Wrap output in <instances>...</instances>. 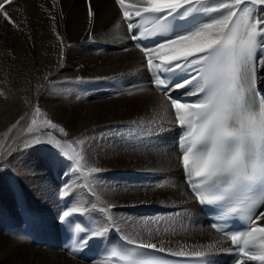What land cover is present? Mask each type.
I'll use <instances>...</instances> for the list:
<instances>
[{"label":"bare ground","instance_id":"bare-ground-1","mask_svg":"<svg viewBox=\"0 0 264 264\" xmlns=\"http://www.w3.org/2000/svg\"><path fill=\"white\" fill-rule=\"evenodd\" d=\"M90 3L95 13L91 26L89 0H14L6 5L18 27L13 28L0 15V153L29 139L26 129L38 104L46 113L38 120L51 119L70 137L82 133L95 137L92 160L103 171L90 178L88 164L83 163L77 173L82 177L81 186L70 193L80 194L77 202L87 207L93 222L106 215L100 208L112 203L122 236L127 233L155 242L162 239L163 246L172 251H194L207 244L224 248L225 241L210 230L201 211L194 218L186 212L187 208H199L183 195L186 187L182 169L177 166L176 125L167 123L168 130L159 136L143 134L144 122L167 117V107L153 103L163 98L155 92L118 95L135 91L128 85L148 88L149 75L146 67H140L143 54L126 38L115 0ZM126 3L139 8L144 0ZM89 34L94 39L90 40ZM94 42L108 44L111 49L100 52L93 47ZM125 46L128 51H122ZM78 77L84 80L78 81ZM180 90L188 93L191 88ZM18 120L20 123L12 128ZM45 131L66 139L58 129ZM66 150L72 152L71 148ZM11 159L12 165L0 170V264H106L82 263L60 250L55 219L60 213L57 194L51 187L44 190L39 177L17 172L21 166L45 168L42 154L34 149L21 150ZM165 179L175 187H154ZM43 180L49 186H59L52 170H46ZM21 193L22 208L45 221L44 227L32 228L31 237L24 234L18 216ZM89 199L94 204H88ZM261 223L264 225V221ZM20 235L25 238L17 239Z\"/></svg>","mask_w":264,"mask_h":264},{"label":"snow or ice","instance_id":"snow-or-ice-1","mask_svg":"<svg viewBox=\"0 0 264 264\" xmlns=\"http://www.w3.org/2000/svg\"><path fill=\"white\" fill-rule=\"evenodd\" d=\"M13 3L14 0H0V15L17 28L6 9V5ZM115 4L127 24L126 38L134 41L133 46L143 54L144 63L140 67H146L150 74L148 88L128 85L135 91L118 95L155 92L163 98L153 103L166 106L167 117L144 122L143 134L159 136L168 130L167 123L180 128L177 166L183 170L182 179L190 189V192L185 189L183 195L200 206L199 209L187 208L186 212L193 218L198 211L214 214L213 229L234 246L224 249L207 244L199 250L172 251L163 246L162 239L155 242L152 238L137 239L124 233L127 245H134L137 250L127 254L130 264H166L164 257L157 253L198 258L193 264H214L208 257L221 251L238 253L233 264L247 261L264 264V226L258 224L264 221V0H144L143 7L139 8L127 4L126 0H115ZM87 15L91 26L95 13L90 0ZM144 20L152 22V31L142 30ZM134 28L138 31H133ZM57 39H61L59 34ZM89 39L94 37L89 34ZM142 39L149 42L142 44ZM128 50L127 46L122 49ZM64 58L62 43L61 60ZM77 80L82 82L84 78ZM188 87L191 88L188 95L199 97L195 102H182L172 95ZM37 117H46L38 104L26 129L29 139L0 153V170L12 165L11 158L16 152L39 151L45 168L21 166L17 172L22 171L34 179L39 177L44 190L51 187L59 197L62 210L55 219L66 237L64 251L81 258L80 254L96 241L106 240L111 246L112 233L119 228L112 212L116 205H103L100 211L106 215L93 222L91 217L82 219L88 209L77 202L80 194L70 195L73 188L81 186L82 177L77 173L83 163L88 164L90 178L103 171L92 160L95 137L92 133L70 137L63 126L49 118L38 120ZM46 129H58L66 139L61 140ZM66 148H71L72 152ZM46 170L55 171L64 182L58 187L49 186L43 180ZM168 185L175 187L167 179L158 181L154 187ZM66 199H71L70 206L65 204ZM23 204L21 193L18 206L23 207ZM88 204L94 201L89 199ZM25 215L26 228L45 226L43 217L38 214L26 212ZM237 220L246 226H237ZM24 238L23 235L17 237ZM105 251L113 257L125 255L113 247Z\"/></svg>","mask_w":264,"mask_h":264},{"label":"rangeland","instance_id":"rangeland-1","mask_svg":"<svg viewBox=\"0 0 264 264\" xmlns=\"http://www.w3.org/2000/svg\"><path fill=\"white\" fill-rule=\"evenodd\" d=\"M0 21H1V18H0ZM0 38H1V36H0ZM0 42H1V39H0Z\"/></svg>","mask_w":264,"mask_h":264}]
</instances>
